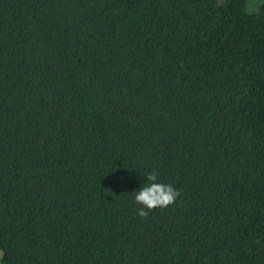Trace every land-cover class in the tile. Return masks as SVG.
Listing matches in <instances>:
<instances>
[{
  "label": "trees",
  "instance_id": "trees-1",
  "mask_svg": "<svg viewBox=\"0 0 264 264\" xmlns=\"http://www.w3.org/2000/svg\"><path fill=\"white\" fill-rule=\"evenodd\" d=\"M0 264H264V4L0 0Z\"/></svg>",
  "mask_w": 264,
  "mask_h": 264
},
{
  "label": "clouds",
  "instance_id": "clouds-1",
  "mask_svg": "<svg viewBox=\"0 0 264 264\" xmlns=\"http://www.w3.org/2000/svg\"><path fill=\"white\" fill-rule=\"evenodd\" d=\"M143 175L146 177L144 183L134 192V200L140 205L137 209L139 215L146 216L149 209L166 207L175 202L179 191L171 184L159 183L158 171L152 170Z\"/></svg>",
  "mask_w": 264,
  "mask_h": 264
},
{
  "label": "rangeland",
  "instance_id": "rangeland-1",
  "mask_svg": "<svg viewBox=\"0 0 264 264\" xmlns=\"http://www.w3.org/2000/svg\"><path fill=\"white\" fill-rule=\"evenodd\" d=\"M264 0H247V11H258L263 6Z\"/></svg>",
  "mask_w": 264,
  "mask_h": 264
}]
</instances>
